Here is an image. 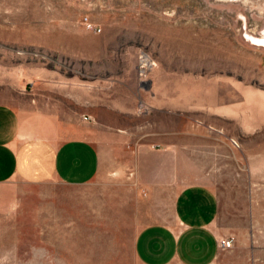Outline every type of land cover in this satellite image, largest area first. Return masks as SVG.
<instances>
[{"label": "rangeland", "instance_id": "1", "mask_svg": "<svg viewBox=\"0 0 264 264\" xmlns=\"http://www.w3.org/2000/svg\"><path fill=\"white\" fill-rule=\"evenodd\" d=\"M263 39L264 0H0V103L31 136L82 133L99 154L84 185L0 183V264L131 259L170 205L136 184L138 155L206 133L240 161L213 185L217 224L237 234L223 260L264 264V162L246 169L264 160Z\"/></svg>", "mask_w": 264, "mask_h": 264}, {"label": "crops", "instance_id": "2", "mask_svg": "<svg viewBox=\"0 0 264 264\" xmlns=\"http://www.w3.org/2000/svg\"><path fill=\"white\" fill-rule=\"evenodd\" d=\"M233 148L229 139L210 141L206 133L185 144L171 137L167 150L138 155L136 184L155 209L169 202V213L164 209L162 220L148 222L135 233L131 259L121 264H225L223 258L237 244V234L217 224L220 205L213 185L239 176L240 161ZM249 161L247 177H258L264 160ZM98 167V150L86 135L33 137L20 114L0 103V183L53 177L66 185H84ZM226 239H232L229 249L220 247Z\"/></svg>", "mask_w": 264, "mask_h": 264}, {"label": "built area", "instance_id": "3", "mask_svg": "<svg viewBox=\"0 0 264 264\" xmlns=\"http://www.w3.org/2000/svg\"><path fill=\"white\" fill-rule=\"evenodd\" d=\"M84 23H86V24H88L89 26H91L90 25V22L88 21V19L85 17L84 18ZM85 119H87V117H85ZM233 143L235 144V145H238L235 141H233ZM231 244H232V239H226V240H224V241H221V243H220V247L221 248H229L230 246H231Z\"/></svg>", "mask_w": 264, "mask_h": 264}, {"label": "bare ground", "instance_id": "4", "mask_svg": "<svg viewBox=\"0 0 264 264\" xmlns=\"http://www.w3.org/2000/svg\"><path fill=\"white\" fill-rule=\"evenodd\" d=\"M258 42H259L260 45L264 46V39L260 40ZM143 61L146 62L147 64H149V62H150V60H149V58L147 56H144V60ZM146 63H145V65H146Z\"/></svg>", "mask_w": 264, "mask_h": 264}]
</instances>
